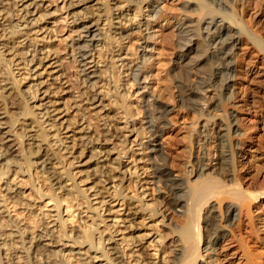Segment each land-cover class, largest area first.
Here are the masks:
<instances>
[{"label":"bare ground","instance_id":"6f19581e","mask_svg":"<svg viewBox=\"0 0 264 264\" xmlns=\"http://www.w3.org/2000/svg\"><path fill=\"white\" fill-rule=\"evenodd\" d=\"M46 1L0 0V78H2L0 79V178L8 180L7 176L9 175V167L12 166L13 157L11 156L15 152V145L20 143L19 146H21L29 140L32 143L25 144V146H30L29 149H32L28 153L26 149L28 170L32 166L39 168V172L46 175V178L52 184L53 191L59 190L68 193L71 189H68L69 184L67 181L71 180L76 173L73 171L62 173L55 170L53 154L49 152L50 146L54 144V146L60 148V151L62 150L63 153L70 155L74 160L81 158L77 161L81 168L77 173H82L86 180L93 181L94 185L90 188L95 193L93 196L101 195L102 203H109L105 201L106 198H110L112 202H117L120 198L123 201L122 206H125V210L129 213L126 214L125 218H120L118 217L119 214L113 215L115 213L111 210L113 206H110V203L107 204L110 208L106 211L112 215V219L109 220L111 224L107 225L105 230L110 232V235L108 239H104L100 247L96 245L97 243L95 245L90 243L82 235H75L74 238L70 239L71 235L63 233L60 241H56L54 235L57 232L54 228L55 225L51 226L48 231L46 230L44 237L50 240L47 246L57 249L70 247L69 254L80 264H132L125 262L123 251H121L129 244L123 246V242L119 243L115 238L123 236L124 230H129L128 233H130L134 227L137 229V213L139 214V211L138 208L131 206V197H122L121 188L119 187L122 186L123 180L126 178V175L123 174H126L125 171L128 170V165L133 164L134 156H142L139 159L136 157L134 159V162L139 164L144 163V157L148 158L154 179L156 182L163 184L167 194L171 197L168 206L187 217V222L178 232V235L175 231L174 242L179 244L178 240L180 239L181 242L183 238V245L180 248H177V244L174 245L172 251V253L174 252V260L172 263L207 264L202 259V251L215 256L217 241L225 237L227 233L232 232V226L238 220L242 210L250 213L251 203L263 198L264 191L251 190V186L250 189H243L239 179H236L233 184H227L220 182L216 177H208L206 174L208 168L204 165L202 159L197 167L198 174L196 173L199 175L197 177L200 180L197 178V182L193 185L187 183L188 180L185 182L183 179L180 180L173 176L167 167V157L163 152L160 139L167 128V117L170 111L160 106L159 99L150 93L149 77L144 70V65L149 61L153 50L150 42L152 27L149 20L157 19L160 15L162 9L159 6V0H128L125 6L118 5L117 0H110L114 5L110 9H105L104 2L102 3L100 0H57L59 3H63L62 7L58 9L68 11L64 18L66 23L72 27L71 34L68 37L70 38L68 40V55L70 61L79 68L80 85L86 89V91H82L81 95L87 93L90 89L96 88V84L100 83L106 76L104 75L106 72L98 65L96 54L102 48H107V45L113 44V42H118V46H120L117 50L118 53L114 55V57H117V62L121 63L118 66L123 68V71L127 74L126 76L130 77L138 89L140 99L138 103L142 104L145 112V121L142 123L143 134H138L132 141L125 140L127 136L121 134L120 131L125 130L126 133L132 136L137 133L138 128H135L133 116L129 117L124 112H122V115L118 113L119 119L124 120L122 122L123 127L109 123L104 129L111 140L118 138L120 143L126 145L125 152L121 151L119 153H113L110 149L103 148L102 146L105 143L100 146L101 144H98V140L93 138L89 129L87 130L86 127L82 126V128L76 127L75 123H71L66 119L69 114L68 109L62 102L64 100L62 96L72 90L69 85H66L68 81H64L65 74L61 73L62 67L59 63L61 61L56 59L54 53H51L46 46L37 45V42L45 39L46 36L48 37L49 32L55 27V21H52L55 11H52L53 8L46 5ZM134 2L139 6L137 5V8L131 9L130 7L133 6ZM91 3L94 4L88 6ZM91 7H94L93 12H85ZM182 9L185 15L177 24L179 35L177 60L179 65H181L180 63L185 64V68L187 67L189 70L187 72L189 76L194 71L190 70L192 64H194L193 68H196L199 72V77L196 84L195 81L191 80L192 82L178 85L181 87L180 102L182 101L188 107L187 109L196 112L200 117H206L211 112L221 114L222 120L218 122L216 130V138L222 148L219 154V165L222 169L227 164L233 171L238 163L246 164L248 162L249 149L255 143L254 132L248 125L255 122V118L260 113V108H263L264 105L261 96L258 94L259 92L256 94L249 93L248 96L241 97L235 86L240 67L255 64V67L264 72V0H184ZM193 12L197 14L196 18L188 14ZM143 19L145 23H142ZM135 33L143 34L144 41L138 50L140 60L132 61L128 57L122 58L120 56L121 49H123L122 43ZM41 36L43 37L40 38ZM196 37H199L198 42L194 41ZM108 50L112 60L113 47H109ZM14 69L27 70L26 74L30 75L31 79L24 83L23 90H19L18 85L22 84L25 78L17 79L18 74L14 72ZM48 81L51 83H48ZM107 89V92L103 93L105 95H102L101 91H96L94 94L91 93V95L85 97L83 101L90 110L95 112L97 108H102L104 112H108L109 105L116 106L119 104L120 97L117 95L123 90L113 86ZM28 90H32V95L28 93L30 92ZM207 92H213L215 99L213 100L212 97V99L207 98ZM20 94L30 95L25 97L29 106L21 107L20 104H23L21 102L23 100H20ZM72 99L75 100V95L72 96ZM200 99L206 101L207 108L199 103ZM104 101L108 104H105ZM17 109L22 111L16 112ZM108 113L105 114L106 117L109 115ZM32 115L38 119L37 123H40L42 127L41 133L48 130L55 132L53 136L57 138L53 144L45 143L46 140L42 136V138H37L36 134H27L26 130L28 129L24 128L25 124L24 127L22 124L26 119H31ZM21 120H24V122L22 123ZM206 125L202 128H205ZM30 126L31 124L28 127ZM47 127H49L48 130ZM204 130L202 129V131ZM28 132H33V129H29ZM237 146L240 148L239 153L235 152ZM123 154L125 157H123ZM114 155H116L115 158H113ZM30 158H32L31 162L28 161ZM124 158H127L126 161L128 162H125ZM131 166L132 169L135 168V172L137 169L139 171L143 170L139 166L135 167L136 164ZM125 168L126 170L122 172ZM113 170L121 174L122 181L121 178L118 179V177L112 175ZM139 171L136 173L137 178L141 176V174H138ZM143 171L146 172V170ZM227 178V181L235 179L234 173L228 172ZM114 179H117L115 181L120 183L108 187ZM143 184H148V182L142 183V187ZM98 185H101L100 187H103L102 189L105 192L107 191V194L111 188L115 192H109V195L103 197L105 192L96 189V187H99ZM4 191L6 192L4 194L6 198H0V216L2 217V214L6 213L5 215L9 219L11 214L5 202L10 201V199H14V201L17 199L21 203L23 193L21 194L19 186L15 185L14 182L12 184L11 181L6 183ZM83 191L78 190L76 193L80 195ZM45 196L41 193L39 198ZM55 197L53 199L56 206L60 208L61 201ZM227 197L234 201L228 204L226 201L225 203L224 199ZM17 200L15 202L22 205L23 202L20 204ZM86 203L89 211L99 209L97 221L100 224L104 223L106 220H103L102 208H94L91 199L87 197ZM222 206L225 208L224 225L220 227L215 225L217 228L212 230L210 226L213 221L217 220H215L217 214L222 217V213H220ZM163 208L161 206V209L156 212L152 210L153 213L150 216L155 217L157 215L158 217L159 214L163 217L166 211H163ZM206 208L208 210L204 219L205 227L203 228L201 215ZM58 210L57 217L61 221L60 227L64 228V220L60 209ZM165 217H163V221L166 220ZM10 225L12 227L6 237L12 238V243L10 241L9 244H7L8 242L4 243L8 248L5 249L6 253L4 255H0V264H2V258L5 257L11 264H19L18 259L22 257L17 256V254L21 253L25 255V260H29L35 252H42V247H46H41L35 236H32L27 242L26 240L30 235L27 227L21 228L22 225L13 222V216ZM96 226L103 227L97 223ZM103 233L104 230L99 235ZM179 233L182 238L179 237ZM202 237L205 246L203 249H201ZM16 239H20V241H15ZM98 239L100 240L101 236ZM135 239H139V237H134ZM64 241L72 242L73 246L64 245ZM137 241L133 244H136ZM17 243L21 244L22 250L17 251L18 247L15 245ZM110 245L113 246L108 248ZM139 247L140 245H135L131 249V254L137 258L135 263L151 264L146 263L147 259L144 257H142L141 262H138L141 260L138 255L142 254L136 255V253L145 249L142 246L140 249L134 250V248ZM63 250H50L45 263L61 264L57 260L56 254L61 253ZM87 253H95L100 256L96 258L89 257ZM1 256L3 257L1 258ZM127 257H129L128 254ZM30 259L31 264H39L37 257Z\"/></svg>","mask_w":264,"mask_h":264},{"label":"rangeland","instance_id":"374dc122","mask_svg":"<svg viewBox=\"0 0 264 264\" xmlns=\"http://www.w3.org/2000/svg\"><path fill=\"white\" fill-rule=\"evenodd\" d=\"M127 1L128 0H117V4H122L125 6ZM100 2L105 3H103V5L106 6H104L105 9H110L114 6L112 5L113 3L110 2V0H100ZM183 2L184 0H159V6L162 9L161 13L160 15H158L157 19H151V21L149 20V23L152 27V38L150 39V42L151 49L153 50L150 54L149 61L144 65V70L147 72L149 77L150 93L159 99L160 106H163L170 111L167 117V128L165 129L160 139V142L163 146V152L167 157V167L169 168L173 176L179 178L180 180L183 179V181L185 182L186 180H188L187 183L193 185L195 184V182H197L196 180L199 177V175H197V167L198 165H200V161L202 159V161L204 160V165L208 168V170L206 171L208 177H216L220 180V182L227 184H233L236 179H239L241 180L240 183L243 189H250L251 186V190L263 192L264 105L263 108H260V113L255 118V122H252L248 125L254 132L253 136L255 140L254 145L249 149L248 162L246 164L238 163L237 165H235L233 171H231L229 166L225 164V167L222 168L224 170L223 171L219 165V154L221 152L220 149L222 148L220 147L219 142L216 138L217 124L220 120H222L221 114L211 112V114H207L209 116L206 115V117H200L198 116V114H196V112L187 109L188 107L184 105L182 101L180 102L181 87H179L178 85H183L186 82H190L191 80H193V82L195 81L194 83L196 84V81L199 77V72L196 70V68H193L194 64H192L190 70H194L195 73H193L194 71H191L192 75L189 76L187 73L189 71L188 68H185L184 63H180L181 65H179L177 60L179 51L177 48V41L179 39L177 24L179 20L185 15V12L182 9ZM93 4L94 3L88 4V6H92ZM46 5H49L51 8H53L52 11H55L54 19L52 20L55 21V27H53V29L49 32L50 34H48V37L46 36L45 39L37 42V45L46 46L51 53H54L56 59H60L61 61L59 63H61L62 67L61 73L65 74L64 81H68V84L66 85H69L71 87L70 89L72 90L70 93L62 96V98H64L62 102L68 109L67 112L69 114L66 119H68L71 123H75L76 127H86L87 130L89 129L93 135V138L98 140V144H101L100 146L105 143V145L102 146L103 148L105 147L107 149H110L113 153H119L121 151L125 152L124 149L126 148V145L120 143V139L118 138L111 140L109 135L107 136L106 130L104 129L109 123H112L113 125L118 127H123L124 124L122 122L124 120L119 119L120 116L118 117V113L119 115H122V112H124V114L128 115L129 117L133 116V119H135V128H138V131L132 136H130L129 133H126L125 130L120 131V133L127 136L125 140L132 141L138 134L141 135V133L143 132L142 123H144L145 121V112L142 104L138 103L140 99L137 92V87L131 81L130 77L126 76L127 74L123 71V68L118 66L121 63L117 62V57H114V55L118 53L117 50L120 48V46H118L119 43L113 42V44L107 45V48H102L96 54L98 65L106 72L104 74L106 76H104L103 80L100 83L96 84V88L87 91L88 94L85 92L86 95H81L82 91L84 92L86 91V89L82 88L80 85L79 68L75 63L70 61L68 55V40L70 39L68 37L71 34L72 30L71 25H68L66 23V20H64L68 11L66 12V10H59L58 8L62 7L63 3H59V1L57 0H47ZM137 5L136 2H134L133 6H131L130 8L135 9L137 8ZM93 8L91 7V9L89 8L85 12H91L92 10H94ZM131 14L133 13L131 12ZM188 14L192 17L194 16L193 18L197 17V14L195 12ZM142 23H145L144 19L142 20ZM43 36H41L40 38H42ZM198 38L199 37H196L194 41L198 42ZM143 41L144 40L142 33L133 34L122 43L123 49H121L122 52L120 56L122 58L128 57L132 61L140 60L138 50L140 49V45L143 43ZM109 47H113V54H111L112 60L109 56ZM255 66V64H251L247 67H240V70L238 69L235 85L237 87L236 91L238 90L237 92H239V95L241 97H246L249 95V93L256 94L257 92H259L258 94L261 96L264 104V72H262V70H259ZM24 71V69H21L20 71L14 69V72L18 74L17 79L20 80L22 78H25V80L22 81V84H19V82L17 81V83L19 84V90H23L24 83L28 82L31 79L30 75L26 74L28 71ZM48 83L51 82L48 81ZM111 86L121 88V90H123L117 95L118 97H120V105H109V113L104 112L102 108H97L95 111L96 113L90 110L89 107H87V105L85 104V101H83L85 100V97L87 95H91V93L94 94V92L96 91H101V94L105 95L103 93H106L108 90L107 88L110 89ZM28 91H30L28 93L32 95V90ZM226 92L228 93V91ZM29 94H20V100H23L21 101L23 104H20L21 107H25L26 105L29 106V103L25 98L26 95L28 96ZM122 94L124 95L121 96ZM213 94V92H207L206 96L207 98L212 97L214 100L215 97H213ZM74 95L75 100L72 99V96ZM104 103L108 104V102L106 101H104ZM199 103H201L204 108H207V103L204 99H200ZM18 111L21 112L22 110L17 109L16 112ZM107 113L109 114V117L105 116V114ZM31 117L34 118L35 116L33 117L32 115ZM32 118L26 119L25 122L24 120H21L22 123L24 122L22 124L23 127L25 124L24 128L28 130L33 129V132H28V130H26L27 134H36L37 138H45V143H48L50 145L53 144L57 138L53 136L55 132H50L48 130L49 127H47L46 129L48 131H43V133H41L42 127L40 126V123H37L38 119H36L35 117V119L32 120ZM30 124L31 126L28 127ZM205 124H207L206 127L202 128V126L204 127ZM202 129L206 130L202 131ZM38 134L40 135L39 137ZM238 137L240 138L241 136ZM26 143L30 144L32 143V141H25L23 145L21 144L22 147L19 146L20 143H17L15 145V152L13 153V156H11L13 157V161L12 166L9 167V175L7 176L8 180L0 178V198H6L4 196V194L6 193L4 189L8 181H11L12 184L14 182L15 185L19 186V191H21V194L23 193L21 195V203L23 202L22 205H18L15 202L17 199H15V201L14 199H10L11 202L9 200V202H5L8 207L7 209H9L11 214V217L9 219L12 220L13 216V222L15 221V223L17 222L22 225L21 228L27 227V230L30 233L29 238H27L26 240L27 242L32 238V236H35L37 238V241H39V244H41V247L46 246L44 248L42 247V252H35L30 257H37L39 264H46V256L50 254V250L58 251L60 249L64 250L61 253H57V257H55L61 262V264H80L69 254L68 250L71 249L70 247H68L67 249L62 247H60L59 249L48 247L47 245L49 244L50 240L49 238L44 237L46 230L48 231L49 229H51V226L55 225L54 228L57 231L54 234L56 241H60L61 235L63 233L71 235L70 239L74 238L75 235H82V237L86 238L87 241L94 245L97 243L96 245L100 247L104 239H108L110 235V232L105 230L107 225L111 224L109 220L112 219V215L108 211H106L108 208H110L107 204L110 203V206H113V208H111V210L115 212L113 215L119 214L118 217L120 218H125L126 214H128L129 211L125 210V206H122L123 201L120 200V198L117 202H112L110 198H106L105 201L109 203H102L103 199L101 198V195L93 196L95 193L92 191L93 189H90L94 185L93 181L91 182L90 179L86 180V177H84L82 173H77L81 170V168L79 167L80 165L77 162L81 158L74 160L70 157V155L68 156V154L63 153L62 150L60 151V148L54 146V144L50 146L49 152L53 154L52 157L54 159L55 170L62 173L66 171H73L76 174L73 175V180L71 179L67 181L69 184L68 189H71L68 193L63 191L60 192L59 190L53 191L54 189L51 186L52 184L46 178V175L39 172V168L32 166L28 170L26 149L28 150L27 153L29 151L31 152L32 149H29L30 146H25ZM235 152H240L239 146L235 148ZM115 157L116 155L113 156V158ZM123 157H125L124 154ZM135 157L139 159L142 156L137 157L135 155L134 159ZM134 159L133 164L131 165L136 164L135 167L139 166L143 168V170H146V172L144 173L143 170L139 171L138 169L135 172V168L132 169V166L128 165L127 169L130 172L126 170V168L123 169L122 172L126 170V174H123L126 175V178L123 180L124 182L119 188H121L122 197H131V201L129 199V201L132 203L131 206L136 207V209L138 208V225H136L138 230L135 229V227L131 229L130 233H128L129 230H126L127 232L124 230V237L121 235L119 237H116L115 239L119 241V243L123 242V246L129 244V246H125V248L121 250L123 251L125 262L127 261L128 263L132 264L135 263L137 258L134 257L133 254H131V249L135 245H140V247L144 246L145 249H143L144 251L136 253V255L142 254L138 255L139 257H141V260H139L138 262H141L143 260L142 257H144L145 259H147L145 261L146 263L173 264L172 262L174 260V252L172 253V251L174 249V245L177 244V248H180V246L183 245V238L180 233L179 237L182 239L181 242L180 239L178 240L179 244L177 242H174V237L176 233L178 235V232H180L182 227L186 224L187 217H185L181 213H178L171 206H168L169 199L171 197L167 194V191L165 190L163 184L156 182V180L154 179L148 158L144 157V163L142 164L134 162ZM31 160L32 158L28 159L29 162H31ZM126 160L127 158H124V161L128 162ZM226 170H229L228 172H233L235 179L227 181L226 179H228V172ZM137 171H139L138 174H141V176H139L138 178L136 177ZM112 175L118 177V179L121 178V174L117 173V171L115 172L113 170ZM115 180L117 179H114V181L111 182L108 187L120 183L119 181L117 182ZM120 180L122 181V178ZM198 180L200 179L198 178ZM144 182H148V184H143L145 187H142V183ZM98 186L99 187H96V189H100L104 193L105 191L104 189H102L103 187H100L101 185ZM78 190L84 191L81 192L80 195H78L76 193ZM159 190H161L160 194ZM109 192L115 191L111 188ZM109 192L107 194L106 191L103 194V197L109 195ZM41 193L45 194L46 196L44 198H39V195ZM54 197L61 201L60 208L56 206V202L53 199ZM86 197L91 199L94 208H102V211L104 213L103 220H106L107 222L105 221L104 223L100 224V222L97 221L99 209L89 211L87 209L88 206L86 203ZM227 199L228 197L224 199L225 203L227 201V204L234 201L231 198L228 200ZM18 203H20V200ZM161 206L164 207L162 209L163 211L166 210L165 215H163V217L166 216V220L164 221L163 217H161L159 214L158 217L157 215L155 217L150 216L153 211L156 212L161 209ZM58 209H60L61 215L64 220V228L60 227L61 221L57 217L59 211ZM207 210L208 208L203 210L201 215V225L203 228L205 227L204 219L207 216ZM224 210L225 208H223L222 206L220 210V213H222V217L217 214V217L215 218V220H217L215 222H212L210 229L212 228L213 230L217 228L216 226L220 227L224 225ZM5 214H2V217L0 216V248L4 249H0V255H4V253H6L5 249L8 248V246L4 245V243L8 242L7 244H9L12 241V238L9 239L8 237H6V235L10 233L9 230L12 226L10 225L11 220H9ZM3 215H5V217H3ZM96 223L99 224V226L103 227L96 226ZM103 230L104 235H99ZM99 236H101L100 240L98 239ZM137 236L139 237V239L134 240V237ZM125 238L128 240L126 241ZM17 240L20 241V239H16L15 241ZM202 240L203 241L201 243V249L205 247L203 245V237ZM135 241H137V243L133 244L135 243ZM63 244L67 246H73V243L68 241H64ZM15 245H17L18 247L17 251L22 250L20 243H17ZM112 246L113 245H110L108 246V248ZM140 247L134 248V250L140 249ZM215 247L217 250L215 251V256L202 251V259L207 264H264V197L251 203L250 213H248L246 210L241 211L238 216V220L232 226V232L227 233L225 237L219 239ZM127 254L129 257H127ZM17 256L22 257L18 259L19 264H31L29 262V260L31 261V259L29 258V260H25V255L19 253L17 254ZM87 256L96 258L100 255L95 253H87ZM2 257L3 256H1V258ZM7 261L8 260L6 259V257L2 258V264H7ZM8 264H11V262L8 261Z\"/></svg>","mask_w":264,"mask_h":264}]
</instances>
